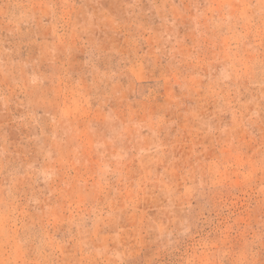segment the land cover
<instances>
[{
	"label": "rangeland",
	"instance_id": "rangeland-1",
	"mask_svg": "<svg viewBox=\"0 0 264 264\" xmlns=\"http://www.w3.org/2000/svg\"><path fill=\"white\" fill-rule=\"evenodd\" d=\"M0 264H264V0H0Z\"/></svg>",
	"mask_w": 264,
	"mask_h": 264
}]
</instances>
